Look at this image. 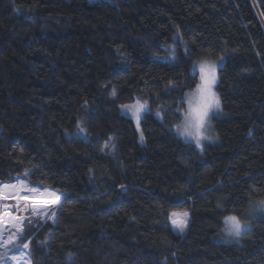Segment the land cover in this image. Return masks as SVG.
<instances>
[{"label": "trees", "instance_id": "obj_1", "mask_svg": "<svg viewBox=\"0 0 264 264\" xmlns=\"http://www.w3.org/2000/svg\"><path fill=\"white\" fill-rule=\"evenodd\" d=\"M175 34L186 54L154 61ZM218 58L199 154L171 130L193 63ZM141 93L142 143L119 111ZM19 179L62 199L24 220L29 264H264V216L220 242L226 216L264 199V0H0V185Z\"/></svg>", "mask_w": 264, "mask_h": 264}, {"label": "rangeland", "instance_id": "obj_2", "mask_svg": "<svg viewBox=\"0 0 264 264\" xmlns=\"http://www.w3.org/2000/svg\"><path fill=\"white\" fill-rule=\"evenodd\" d=\"M103 1L104 0H87V4L92 5V4H97V3H100ZM179 54L185 55L186 54V47L183 44L182 40L180 39L179 35L175 34L173 37V44H171L169 47L164 48L163 54L158 55V56H153L152 59L154 61L159 62V63H165V64L173 65V64H176L178 62V55ZM204 62L214 64L216 66L215 67V74H216V84H217V81H218L217 72H218L219 68L223 65L224 58H218L215 61L202 60V61H198V62L193 63L192 68H191V75L195 76L197 78V85L200 83V64L204 63ZM216 84L214 85V88H213L214 92H215ZM195 92H196V87L192 91L187 92L184 95L183 100H182V102L184 104V110H182L180 112L181 121L179 124L182 123L183 118H184V113L188 109V100L193 97ZM137 100H139L141 103L146 102L145 110L140 113L139 123L137 122L136 117L133 115V111H131L128 108H125L123 106L119 107V111L123 117L131 120L133 127H134V129L138 135V140L140 143H142V140H141V135H142L141 134V121H142L143 117L151 111V109H150L149 102L143 93H141L139 96H137L133 103L127 104V105L128 106L134 105L137 102ZM220 111H221L220 109L219 110L214 109L210 113V119H209L210 128L208 129L206 135L210 136L211 139L210 140H208V139L202 140L201 141L202 147H197L195 144V141H193L191 139H185L184 137L179 136L176 132V126L174 128H172L171 131L176 136V138L181 140L183 143H187V144L192 145L195 148V150L198 151L199 154H202L207 145H210V144L216 142V135L214 133V129H213V125H212V119L214 117L219 116ZM152 113H153L154 118L158 122H162V115H163L162 106H157L152 111ZM157 113H159V115H157ZM80 129H81V126L79 125L77 130L74 133L75 136H82V132L80 131ZM18 181H24L27 186H36V185L28 184L24 179H19V180L15 181V184H17L16 189L3 188V189H0V192H2L5 197H15L16 196L15 195L16 190L19 189V184L17 183ZM39 188L44 189L42 187H39ZM50 190H52V189H50ZM22 194H28V193H22ZM28 195H30V194H28ZM61 200L62 199L60 196L59 202H61ZM59 202L55 205V209L58 207ZM23 205H24L23 201H20V200L15 199V198L0 199V239L2 241L6 240L7 244H8L7 245L8 249H6V250H8V252L0 259V264H9L10 261L8 259H11V260L15 261L16 263H20L21 261L27 259L28 263H29L28 256L22 250L23 246L19 247V245H18L19 241L21 239V236H23V232L20 233L18 231V226H20L22 224V228H23V223H24V220L26 219V217L28 215H32L31 214V206L28 205L27 208L25 209L23 207ZM183 213L184 212L176 213L177 216L171 215V217L169 219L170 226L178 234L183 233L186 230L187 223H188V215L186 217H183L182 216ZM262 216H264V212H261L256 208L250 207V205H249L247 210L238 219H240L241 222H243V223H247L248 228L245 230H248V229H250L252 223L255 221L254 219L256 217H262ZM17 217L22 218V220L18 221ZM34 217H39L40 219H43V220L48 219V217H46V216H34ZM173 219H177V220L182 219L185 222L186 226L184 227L183 232L180 231L178 226H176L172 223ZM225 227L226 226L224 223V227L222 230L223 240H221L220 242L227 243V242H232V240H236L238 237H231V236L227 235V233L225 231Z\"/></svg>", "mask_w": 264, "mask_h": 264}, {"label": "snow or ice", "instance_id": "obj_3", "mask_svg": "<svg viewBox=\"0 0 264 264\" xmlns=\"http://www.w3.org/2000/svg\"><path fill=\"white\" fill-rule=\"evenodd\" d=\"M215 65L207 62L200 64V83L196 86V92L192 98L188 100V109L184 113V118L181 124L176 126V132L179 136L185 139H191L195 141L197 147H202L201 141L211 137L206 135L208 129L210 128V113L216 109H220V100L217 94L213 91L214 85L216 84V74ZM113 96H115V91H113ZM133 111V115L136 117L137 122L140 120V113L146 108V102L141 103L139 100L134 105L123 106ZM159 115V113H157ZM81 132L84 131L83 128L80 129ZM141 140H143V135H141ZM105 147H108L106 144ZM115 148V145H112ZM19 191L21 194L15 197H5L2 192H0V199L15 198L24 202L23 207L26 209L28 205L31 206V214L33 216H46L49 219L55 218L56 209L55 205L59 202L60 196L50 189H41L38 186H27L24 181H18ZM11 188L16 189L17 184L12 185H0V189ZM250 207L256 208L261 212H264V199H259L253 201ZM177 216L176 213L172 214ZM183 217L187 216V213L182 214ZM18 221L22 218L17 217ZM172 223L179 227L180 231L183 232L186 226L185 222L177 219H173ZM225 231L227 235L231 237H239L242 232L248 228L247 223L241 222L237 216L229 215L225 217ZM18 231L23 232L22 224L18 226ZM22 238V236H21ZM24 248L28 247V244L23 245Z\"/></svg>", "mask_w": 264, "mask_h": 264}, {"label": "bare ground", "instance_id": "obj_4", "mask_svg": "<svg viewBox=\"0 0 264 264\" xmlns=\"http://www.w3.org/2000/svg\"><path fill=\"white\" fill-rule=\"evenodd\" d=\"M22 193L19 191V189H17L16 190V196H18V195H21ZM61 202H59V204H60ZM7 245V243H5V242H2L1 240H0V254L2 255V256H4L6 253H7V251H6V246ZM9 261H10V263L9 264H29L28 263V260L27 259H25V260H23V261H21L20 263H16L15 261H13V260H11V259H8ZM7 260V261H8Z\"/></svg>", "mask_w": 264, "mask_h": 264}, {"label": "crops", "instance_id": "obj_5", "mask_svg": "<svg viewBox=\"0 0 264 264\" xmlns=\"http://www.w3.org/2000/svg\"><path fill=\"white\" fill-rule=\"evenodd\" d=\"M16 195V194H15ZM1 240V239H0ZM2 241V240H1ZM2 242H5V243H7V241L6 240H3ZM8 245V244H7ZM7 245L5 246L6 248L5 249H8L7 248ZM7 252H8V250H6ZM3 256L0 254V259L2 258Z\"/></svg>", "mask_w": 264, "mask_h": 264}]
</instances>
